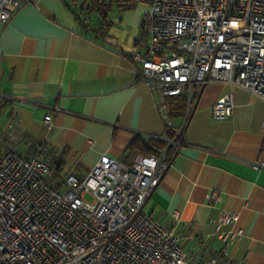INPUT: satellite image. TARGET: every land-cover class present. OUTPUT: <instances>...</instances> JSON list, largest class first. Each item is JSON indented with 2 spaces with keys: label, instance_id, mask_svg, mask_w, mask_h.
<instances>
[{
  "label": "crops",
  "instance_id": "1",
  "mask_svg": "<svg viewBox=\"0 0 264 264\" xmlns=\"http://www.w3.org/2000/svg\"><path fill=\"white\" fill-rule=\"evenodd\" d=\"M71 1L28 2L8 23L0 21V99L7 100L0 131L12 122L16 130L45 140L53 153L52 173L61 180L68 172L85 174L104 155L131 163L150 154L137 147L146 143L145 134L171 137L159 109L160 94L140 79L132 60V53L144 51L148 43L143 19L149 5L81 0L74 6ZM101 3H107L104 10ZM76 11L82 18L96 12L97 20L84 27ZM230 91L232 114L214 118L213 104ZM263 115L262 100L248 90L207 84L183 144L149 198L148 210L176 226L194 264L221 250L234 264H264V168L252 166L264 162ZM183 120V113L174 114L171 124L177 127ZM19 147L28 151L24 144ZM214 191L219 196L210 200ZM222 210L238 212L239 219L221 231L245 230L228 244L215 234Z\"/></svg>",
  "mask_w": 264,
  "mask_h": 264
},
{
  "label": "built area",
  "instance_id": "2",
  "mask_svg": "<svg viewBox=\"0 0 264 264\" xmlns=\"http://www.w3.org/2000/svg\"><path fill=\"white\" fill-rule=\"evenodd\" d=\"M134 1L149 5L143 19L148 43L132 53V60L140 79L160 94L159 109L173 136L145 134L147 142L166 139L167 146L153 147L131 163L104 155L85 174L68 172L56 186L50 180V145L10 122L0 131V264H194L176 226L162 223L146 206L184 142L207 84L244 88L264 104V0ZM28 2L38 4L0 0V21L8 23ZM84 19L89 23L91 16ZM180 96L186 98V111L175 127L169 98ZM234 106L230 91L215 101L212 115L229 117ZM45 122L51 126V113ZM252 166L264 168V162ZM218 196L214 191L209 197ZM238 219V212L221 211L215 234L223 243L244 234V228L221 231ZM227 255L221 250L203 264H234Z\"/></svg>",
  "mask_w": 264,
  "mask_h": 264
},
{
  "label": "trees",
  "instance_id": "3",
  "mask_svg": "<svg viewBox=\"0 0 264 264\" xmlns=\"http://www.w3.org/2000/svg\"><path fill=\"white\" fill-rule=\"evenodd\" d=\"M97 5L99 6L100 9L104 10L105 9V5H107V3H101V4H97ZM88 8L89 7H87V9ZM101 13L104 15L105 12L102 11ZM76 15L81 19V23L84 25V27H88L89 26V23L85 22V19L82 18L77 11H76ZM85 16H87V15H85ZM6 102H7L6 99H0V112L3 109V105H5ZM169 104H170L171 109H172L171 116H173L174 114L175 115H179V114H182V113L185 114V111H186V98L184 96L169 98ZM168 132L171 134V136H173V131L171 129H169ZM149 142H150V140H149ZM146 143L148 144L147 141H146ZM146 143L145 142H144V144L139 143V146L137 145V147H139V149L141 151H144L145 153H147L150 150L153 151V147L157 148V149H163V148H165L167 146V143H164L163 141H158V140H152L150 142V144H148V145Z\"/></svg>",
  "mask_w": 264,
  "mask_h": 264
},
{
  "label": "rangeland",
  "instance_id": "4",
  "mask_svg": "<svg viewBox=\"0 0 264 264\" xmlns=\"http://www.w3.org/2000/svg\"><path fill=\"white\" fill-rule=\"evenodd\" d=\"M96 20H97L96 12H92L90 23H95ZM21 148H23V147H21ZM21 148L19 147V149H21ZM56 181L61 182V181H63V178L61 180V176L59 174L57 175L56 173H52L51 183L55 184ZM86 198L92 199V197L90 195H86Z\"/></svg>",
  "mask_w": 264,
  "mask_h": 264
}]
</instances>
